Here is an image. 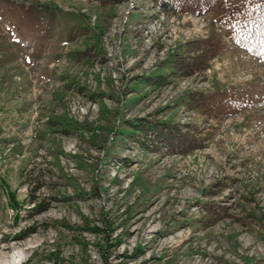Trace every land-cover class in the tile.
<instances>
[{"label":"rangeland","instance_id":"1","mask_svg":"<svg viewBox=\"0 0 264 264\" xmlns=\"http://www.w3.org/2000/svg\"><path fill=\"white\" fill-rule=\"evenodd\" d=\"M222 19L151 0H0V264L14 251L12 264H264V60ZM208 38L222 42L208 68L173 74ZM195 92L241 108L190 110ZM148 116L190 125L203 148L119 135ZM205 203L231 216L206 227Z\"/></svg>","mask_w":264,"mask_h":264},{"label":"trees","instance_id":"2","mask_svg":"<svg viewBox=\"0 0 264 264\" xmlns=\"http://www.w3.org/2000/svg\"><path fill=\"white\" fill-rule=\"evenodd\" d=\"M120 3L122 0H112ZM156 7L174 15H205L211 11L223 13L221 24L226 28L229 39L246 50L251 56L264 60V0H151ZM82 29H78L79 32ZM222 49L218 39H198L187 43V55H178L172 63L173 74L190 77L204 72ZM81 52L80 55L87 54ZM158 78V77H157ZM163 78V77H162ZM162 79L155 78L154 82ZM217 94L192 93L186 106L190 110H201L209 115L218 109L224 116H230L241 106ZM125 132L119 134L136 143L144 150L168 155H189L203 148V139L190 125L173 124L156 117L136 118L125 121ZM94 195H99L94 189ZM144 197V195H142ZM147 197V196H146ZM140 202L141 199H139ZM34 202V201H33ZM206 216L202 219L210 227L225 217L231 216L227 207L215 203H205ZM46 210L41 207L39 210ZM262 264V263H259Z\"/></svg>","mask_w":264,"mask_h":264},{"label":"bare ground","instance_id":"3","mask_svg":"<svg viewBox=\"0 0 264 264\" xmlns=\"http://www.w3.org/2000/svg\"><path fill=\"white\" fill-rule=\"evenodd\" d=\"M5 259H6L7 264L16 263L18 261L20 262V256L16 251H14L12 254H9L8 256H6Z\"/></svg>","mask_w":264,"mask_h":264}]
</instances>
